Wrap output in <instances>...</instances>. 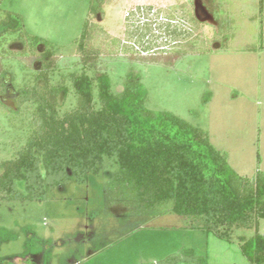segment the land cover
I'll use <instances>...</instances> for the list:
<instances>
[{"label": "rangeland", "instance_id": "rangeland-1", "mask_svg": "<svg viewBox=\"0 0 264 264\" xmlns=\"http://www.w3.org/2000/svg\"><path fill=\"white\" fill-rule=\"evenodd\" d=\"M229 2L234 34L226 49H220L217 40L213 51L187 53L171 65L164 59L129 61L123 55L102 54L87 73L105 68L114 92L122 88L129 71L138 73L147 90V108L171 111L203 128L214 146L226 151L237 173L252 176L257 168L264 170V0ZM205 5L204 0H109L103 14L91 18L105 28L91 42L102 51L116 50L112 39L131 46L140 36L138 31L150 30L142 42L148 51H141L136 42L132 45L140 54L161 55L162 48L174 46L183 49L184 43H175L164 30L165 18L170 17L173 27L184 30L185 38L203 40L201 44L207 46L218 38L216 22ZM260 6L262 14L257 18ZM138 9L151 15L145 22L147 29L136 20L141 18ZM2 11L19 14L23 32L54 46L53 84L61 74L81 68L75 40L88 18V0H0ZM191 16L198 21L192 22ZM10 38L0 44V65L23 83L41 66L38 48L32 53ZM75 102L69 87L66 97L59 94V112L71 109ZM15 103L9 94H0V160L13 157L28 133L31 106ZM127 195L99 174L88 175L81 183L70 178L47 187L38 199L0 200V264L30 251H38L40 264H143L182 248L205 256L207 264H249L237 240L227 242L193 228L190 217L171 211V202L140 212ZM258 230L264 235V219L259 220ZM235 232L248 238L254 230Z\"/></svg>", "mask_w": 264, "mask_h": 264}, {"label": "trees", "instance_id": "trees-1", "mask_svg": "<svg viewBox=\"0 0 264 264\" xmlns=\"http://www.w3.org/2000/svg\"><path fill=\"white\" fill-rule=\"evenodd\" d=\"M229 1L204 0L216 22L214 33L218 38L207 46L201 44L205 43L203 40L185 38L184 30L173 27V19L167 17L162 22L164 30L175 43L183 42V49L174 46L169 50L162 48L161 55H143L133 47L136 42L142 46L141 51H148L149 46L142 42L151 31L140 33V27L135 29L140 36L131 46L118 44L119 40L114 38L116 50L94 47L91 40L95 33L100 34L105 28L91 18L103 14L109 0H88V18L75 40L81 68L61 74L54 84L50 80L56 61L54 46L42 37L23 32L19 14L0 12V44L10 36L11 41L20 42L32 53L38 48L41 63L29 82L23 83H17L15 74L0 65V94H9L18 107L31 106L24 142L13 157L0 160V200L38 199L47 187L63 184L70 178L81 183L88 175L103 174L109 185L128 194L125 197L138 211L171 202V211L190 217L193 228L211 232L227 242L237 240L249 264H264V235L258 230L259 220L264 219V170L257 168L252 176L237 173L230 166L226 151L214 146L206 130L171 111L147 108V90L138 73L129 71L117 92L112 90L105 68L87 73V68L94 66L102 54L123 55L129 61L164 59L171 65L187 53L213 51L212 44L217 40L220 49H226L234 34ZM179 7L187 13L183 5ZM144 13L142 10V20H136L147 29L145 22H149L150 14ZM261 14L262 6L257 18ZM140 15L141 12L139 18ZM189 19L198 21L193 16ZM68 85L76 102L60 113L59 94L66 97ZM207 99L204 97V101ZM236 229H253L254 233L247 238L238 235ZM143 264L207 261L194 249L182 248L162 260Z\"/></svg>", "mask_w": 264, "mask_h": 264}, {"label": "flooded vegetation", "instance_id": "flooded-vegetation-1", "mask_svg": "<svg viewBox=\"0 0 264 264\" xmlns=\"http://www.w3.org/2000/svg\"><path fill=\"white\" fill-rule=\"evenodd\" d=\"M2 262V264H40V255L38 251H30L23 257L14 256L12 258H6Z\"/></svg>", "mask_w": 264, "mask_h": 264}, {"label": "built area", "instance_id": "built-area-1", "mask_svg": "<svg viewBox=\"0 0 264 264\" xmlns=\"http://www.w3.org/2000/svg\"><path fill=\"white\" fill-rule=\"evenodd\" d=\"M140 12H141V16H140L141 18L140 19L142 20L143 19L142 9H140L139 12H137V13H140Z\"/></svg>", "mask_w": 264, "mask_h": 264}]
</instances>
